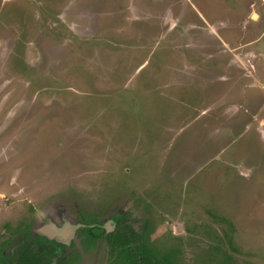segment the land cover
I'll return each mask as SVG.
<instances>
[{"label": "rangeland", "instance_id": "1", "mask_svg": "<svg viewBox=\"0 0 264 264\" xmlns=\"http://www.w3.org/2000/svg\"><path fill=\"white\" fill-rule=\"evenodd\" d=\"M0 175V254L123 219L86 264H264V0H0Z\"/></svg>", "mask_w": 264, "mask_h": 264}, {"label": "trees", "instance_id": "2", "mask_svg": "<svg viewBox=\"0 0 264 264\" xmlns=\"http://www.w3.org/2000/svg\"><path fill=\"white\" fill-rule=\"evenodd\" d=\"M96 218L86 219L89 222H96ZM122 219L118 224L117 231L105 233L101 227L79 228L76 232V237L83 244L82 250L89 249L96 239H103L110 248H121L132 244H138L149 236L150 234H137L129 225H123ZM142 228H145L143 226ZM30 232L28 228L25 230L24 236L29 237ZM44 240V239H43ZM26 242V241H25ZM33 242V241H32ZM149 243H143L135 248H125L121 253L123 256L131 261L132 264H163L160 260L155 258L153 252L145 250ZM56 245L48 241H40L39 245L35 247V242L31 245L26 242V245L17 251L16 264H73V262L80 257V253L75 256L68 255L69 253L61 256L54 263ZM73 245V242L71 243ZM144 249V250H143ZM2 253L0 254V261L2 260ZM14 260H12L13 262ZM0 264H2L0 262Z\"/></svg>", "mask_w": 264, "mask_h": 264}, {"label": "water", "instance_id": "3", "mask_svg": "<svg viewBox=\"0 0 264 264\" xmlns=\"http://www.w3.org/2000/svg\"><path fill=\"white\" fill-rule=\"evenodd\" d=\"M114 222H65L62 225H48L46 228L39 230V232L47 239L55 243L67 245L70 239L75 237L79 228L101 227L105 231H109L108 227L113 226Z\"/></svg>", "mask_w": 264, "mask_h": 264}, {"label": "flooded vegetation", "instance_id": "4", "mask_svg": "<svg viewBox=\"0 0 264 264\" xmlns=\"http://www.w3.org/2000/svg\"><path fill=\"white\" fill-rule=\"evenodd\" d=\"M1 176V175H0ZM31 209H32V207H30ZM97 222V221H96ZM115 224L112 226V227H110V230L107 232V231H105V229H104V232L107 234V233H109V232H113V231H117V223L116 222H114ZM29 228V232H31V234L30 235H28L29 237H25L24 236V233H25V229H23V227L21 226V224L19 225V223H17V231H15L14 232V234H12L13 236L12 237H8V238H6L5 239V242L6 243H8L11 239H15V242H16V245H12L11 247H10V249L8 250V251H5L4 249H2L1 250V253H2V255L4 256V259L5 260H7V262H10L9 264H16V257H17V251L18 250H20V249H22L25 245H26V242L29 244L30 243V245L33 243V242H35V236L36 235H41L43 238H44V240L45 241H48L39 231L37 232V233H32L33 231H32V228L30 229V227H28ZM76 235V234H75ZM147 238V237H146ZM146 238L144 239V241H146ZM34 239V240H33ZM78 239V238H77ZM101 240H103V239H101ZM26 241V242H25ZM33 241V242H32ZM78 241V243H80L81 244V242L79 241V240H77ZM144 241H142V242H144ZM49 243H54V244H58V245H56V249H55V252L57 253V252H60L62 249H61V246H65L64 244H59V243H55V242H52V241H48ZM73 241H70V243L69 244H67L66 246L67 247H69V248H71L72 247V249L74 248V242H73V245H71V243H72ZM141 242V243H142ZM17 244L18 245H20V246H18L17 247ZM37 246V243L35 242V247ZM88 250V249H87ZM86 250V251H87ZM86 251H81L80 252V254H82V253H84V252H86ZM57 256V255H56ZM12 260H14L13 262H12ZM77 260V259H76ZM75 260V261H76ZM54 261V260H53ZM52 261V263H54Z\"/></svg>", "mask_w": 264, "mask_h": 264}, {"label": "crops", "instance_id": "5", "mask_svg": "<svg viewBox=\"0 0 264 264\" xmlns=\"http://www.w3.org/2000/svg\"><path fill=\"white\" fill-rule=\"evenodd\" d=\"M101 246L104 248V251H105V248L106 247H109V245L105 242V240H101V239H96V241L93 243V245L84 253H82L81 257H79V259L74 263V264H82L83 261H85V264L88 263V262H91L92 259H94L96 256L93 254L94 253V250H96L97 252L100 251V248ZM96 252V253H97ZM95 253V254H96ZM101 253V252H100ZM118 252H110L109 253V256L107 259H105V263L104 264H109V257H113L115 254L117 255ZM122 259L124 260L123 263L128 262V259L125 258L124 256L122 257ZM88 260H91V261H88ZM103 261H104V258H103ZM99 258L96 260V264H103V262H100ZM132 264V263H131Z\"/></svg>", "mask_w": 264, "mask_h": 264}]
</instances>
